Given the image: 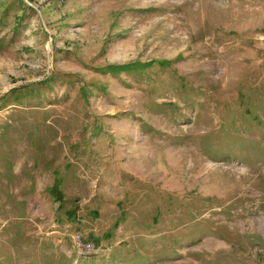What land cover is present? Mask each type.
Masks as SVG:
<instances>
[{
  "label": "rangeland",
  "instance_id": "rangeland-1",
  "mask_svg": "<svg viewBox=\"0 0 264 264\" xmlns=\"http://www.w3.org/2000/svg\"><path fill=\"white\" fill-rule=\"evenodd\" d=\"M0 264H264V0H0Z\"/></svg>",
  "mask_w": 264,
  "mask_h": 264
},
{
  "label": "built area",
  "instance_id": "built-area-1",
  "mask_svg": "<svg viewBox=\"0 0 264 264\" xmlns=\"http://www.w3.org/2000/svg\"><path fill=\"white\" fill-rule=\"evenodd\" d=\"M85 247V248H88L89 247V245L88 244H81V243H79V245H78V248H81V247Z\"/></svg>",
  "mask_w": 264,
  "mask_h": 264
}]
</instances>
